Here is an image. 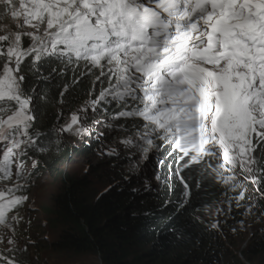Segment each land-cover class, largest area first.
<instances>
[{"label": "snow or ice", "instance_id": "6c2138e0", "mask_svg": "<svg viewBox=\"0 0 264 264\" xmlns=\"http://www.w3.org/2000/svg\"><path fill=\"white\" fill-rule=\"evenodd\" d=\"M0 22V242L12 254L0 251V264H28L15 233L39 163L30 154L60 143L35 127L26 62L55 60L61 74L82 66L100 85L59 133L90 135L88 109L115 104L110 120L125 123L105 126L133 130L125 147L145 159L162 147L177 175L199 167L233 192L251 183L264 199V0H0ZM244 195L229 202L240 209Z\"/></svg>", "mask_w": 264, "mask_h": 264}, {"label": "trees", "instance_id": "16d2710c", "mask_svg": "<svg viewBox=\"0 0 264 264\" xmlns=\"http://www.w3.org/2000/svg\"><path fill=\"white\" fill-rule=\"evenodd\" d=\"M28 43L25 40V47ZM28 63L25 64L27 80L24 87L35 100V127L46 134L41 137L43 141L50 137L60 141L58 146L46 153L33 151L30 154L40 161L39 168H50L56 172L57 164L72 165L78 157H95L99 147H76L63 140L57 131L85 101L95 98L97 89H100L98 83L93 84L95 77H81L82 66L77 72L69 68L61 74L64 66L55 60L41 62L31 70ZM52 69H56L55 73ZM116 108L113 104L105 110V106L100 105L96 112L110 118ZM112 122L125 123L123 119ZM151 154L155 161L152 175L155 183L151 189L133 190L128 185L120 184L115 190L102 192L96 181L67 175L70 186L64 207L57 214L50 213V218H47L50 221L59 219L60 231L58 234L46 233L59 240L58 247L65 257V264H82L98 252L101 242L95 238L94 232L101 235L100 241L105 242L106 264H169L172 261L177 264L185 256L194 264H249L246 260L253 252L264 260V229L261 224H253L249 228L241 246L234 252L204 220L196 216V211L207 199L214 201L213 219L217 222L235 212L246 216L261 212L264 200L258 196L255 185L245 182L244 188L233 192L214 179L202 178L199 167L183 169L177 175L176 163L162 147L152 149ZM59 174L62 176L66 173ZM181 176L187 181L188 189L181 182ZM240 191H244L245 195L241 208L237 209L235 200L229 202L228 198L238 196ZM259 191L264 192V187ZM249 204L254 205L251 212L246 211ZM112 215L114 220L121 219L113 223L110 232H106L102 225ZM50 221H42L40 225L46 226ZM40 225L30 221L18 224L22 229H16V234L32 239V231L37 232ZM25 226L31 231L26 230ZM110 238L114 241L110 242ZM146 247L149 259L143 253ZM26 255L27 251L23 255L27 261Z\"/></svg>", "mask_w": 264, "mask_h": 264}, {"label": "rangeland", "instance_id": "374dc122", "mask_svg": "<svg viewBox=\"0 0 264 264\" xmlns=\"http://www.w3.org/2000/svg\"><path fill=\"white\" fill-rule=\"evenodd\" d=\"M3 23L7 22H0V28L3 27ZM0 34H2V32H0ZM104 86H107L106 82ZM99 91L100 89H97V95H99ZM82 106L78 108L77 112H75L81 116L83 115L80 111ZM96 121H100V123L97 124ZM82 122L85 123V126L91 129L90 135L81 137L72 133H60L61 138L67 140V142H71L76 147L83 148L85 145L97 146L99 147L97 155H95V157H78L77 161L72 165L69 163L57 164V166H55L57 168L56 172H53L50 168H39L41 163L38 160V167L35 169L33 175L34 183H32L27 193L30 199L19 209V215L22 217L19 222L20 225L29 221L32 222V224L36 223L40 225L42 221H50V219H47L50 213L57 214L61 211V208L64 207V202L66 200L65 197H67V191L70 186L67 175L80 176L87 181H96L102 192L113 190L120 184L128 185L133 188V190H141L143 188L151 189V187L154 186L155 182L152 175L155 167L153 164H155V161L151 154L152 150L149 151L147 159H145L144 154L141 151H138L135 147H125L120 142L129 136H133L135 139L133 130L130 129L124 132L115 128L106 127L105 122L113 123L110 118L104 117L97 112L93 113L90 108L88 109V119ZM100 133H103V135H99ZM110 149H115V152L112 155L107 154ZM33 158L38 159L37 157ZM25 160L26 168L32 170V160L27 157ZM62 172L66 174L60 176L61 174L59 173ZM240 179H242V177H240ZM249 184L252 185L251 183ZM213 210L214 201L207 199V201H205V203L196 211V216L204 220V223L206 222L205 224L215 232V235L219 237L222 242H225L234 252H237V248L241 246L245 239L244 236L253 224H261L264 229V218H262V216H264V208L261 212L257 214L253 213L249 216L238 214L237 212L231 213L227 219L218 222L213 219ZM120 219L121 218L114 220L113 215L106 218L102 225L103 229L105 228L106 232H110L114 226L113 223H117ZM241 221H243L242 224ZM59 222V219L56 221L54 219V221H50L46 226L40 225L37 232L35 230L32 231V239L23 238L15 233L17 242L21 247L25 243L28 245L26 249L28 264L66 263L65 257L58 247L60 244L59 240L49 237L50 233L46 234L49 231L52 234H58V231H60ZM214 223H219V227L213 229L212 225ZM16 227V229H22V227H18V225ZM234 228L236 229L235 232L232 231ZM28 230L31 231V228H28ZM98 235V238L101 239V235ZM113 241L114 240L110 238V242ZM104 244L105 242L101 241V246L98 249V252L82 264H105V257H103V254H106L107 250L104 249ZM7 247L6 239L3 242H0V251H3L5 255L11 256L12 254L4 251ZM143 253L145 258H147V247L143 250ZM16 255L20 254L17 253ZM166 261L169 262V259H166ZM246 261L249 264H264V260L260 258L256 252L249 254L248 260ZM169 264H173V261ZM177 264H194V262L187 259L185 256L180 258V261Z\"/></svg>", "mask_w": 264, "mask_h": 264}, {"label": "bare ground", "instance_id": "6f19581e", "mask_svg": "<svg viewBox=\"0 0 264 264\" xmlns=\"http://www.w3.org/2000/svg\"><path fill=\"white\" fill-rule=\"evenodd\" d=\"M103 257H105L104 261H105V264H106V262H107L106 254H103Z\"/></svg>", "mask_w": 264, "mask_h": 264}, {"label": "clouds", "instance_id": "9594fccd", "mask_svg": "<svg viewBox=\"0 0 264 264\" xmlns=\"http://www.w3.org/2000/svg\"><path fill=\"white\" fill-rule=\"evenodd\" d=\"M97 236L99 237V235L97 234ZM100 239V238H99ZM101 242V241H100ZM100 245H101V243H100Z\"/></svg>", "mask_w": 264, "mask_h": 264}]
</instances>
